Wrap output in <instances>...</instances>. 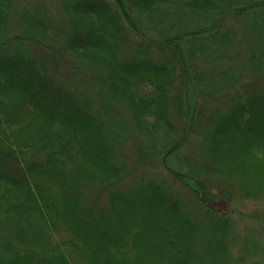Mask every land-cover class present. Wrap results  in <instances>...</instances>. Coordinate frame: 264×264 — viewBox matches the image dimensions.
<instances>
[{"label":"trees","instance_id":"obj_1","mask_svg":"<svg viewBox=\"0 0 264 264\" xmlns=\"http://www.w3.org/2000/svg\"><path fill=\"white\" fill-rule=\"evenodd\" d=\"M241 200L264 0H0V264H255Z\"/></svg>","mask_w":264,"mask_h":264},{"label":"rangeland","instance_id":"obj_2","mask_svg":"<svg viewBox=\"0 0 264 264\" xmlns=\"http://www.w3.org/2000/svg\"><path fill=\"white\" fill-rule=\"evenodd\" d=\"M236 206L244 213V220L240 221L241 226H237L236 231L238 234L243 235L247 234V240L253 245H260L264 248V221H261L260 218L263 216L264 212V201H237ZM253 213L255 215V220L251 221L248 218V215ZM260 226H257V224ZM261 256H257L255 253L249 262L255 264H264V249L257 250ZM261 252V253H260Z\"/></svg>","mask_w":264,"mask_h":264}]
</instances>
